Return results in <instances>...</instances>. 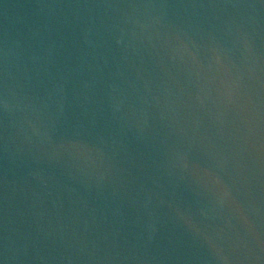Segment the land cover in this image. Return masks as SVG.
<instances>
[{
    "label": "water",
    "instance_id": "95a60500",
    "mask_svg": "<svg viewBox=\"0 0 264 264\" xmlns=\"http://www.w3.org/2000/svg\"><path fill=\"white\" fill-rule=\"evenodd\" d=\"M0 264H264V0H0Z\"/></svg>",
    "mask_w": 264,
    "mask_h": 264
}]
</instances>
